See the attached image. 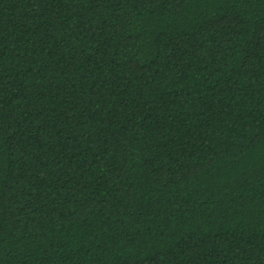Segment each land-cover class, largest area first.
I'll return each instance as SVG.
<instances>
[{
	"label": "trees",
	"instance_id": "trees-1",
	"mask_svg": "<svg viewBox=\"0 0 264 264\" xmlns=\"http://www.w3.org/2000/svg\"><path fill=\"white\" fill-rule=\"evenodd\" d=\"M0 264H264V0H0Z\"/></svg>",
	"mask_w": 264,
	"mask_h": 264
}]
</instances>
